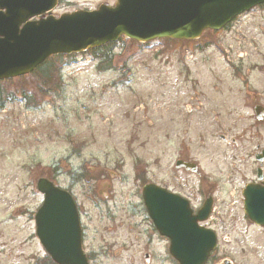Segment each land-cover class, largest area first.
Returning <instances> with one entry per match:
<instances>
[{"label": "rangeland", "instance_id": "obj_1", "mask_svg": "<svg viewBox=\"0 0 264 264\" xmlns=\"http://www.w3.org/2000/svg\"><path fill=\"white\" fill-rule=\"evenodd\" d=\"M113 2L60 0L54 14ZM110 57L111 63L88 53L62 59L56 91L41 90L32 77L0 84L5 92L0 109V221H8L4 240L9 249L0 264H33L34 257L46 254L37 239L31 240L33 222L20 213L41 206L36 184L42 177L75 196L83 211V245L90 264H177L168 240L148 217L141 195L144 183L176 191L180 179L197 192V176L175 167L181 147L201 174L223 181L229 149L219 134L228 135L233 124V135L247 129L244 145L250 153L257 141L264 147V118L257 131L250 129L256 123L253 101L244 91L235 94L241 88L236 79L243 75L264 107V10L245 14L197 41L138 44L123 39ZM221 185L217 198L226 199L224 207L231 209L227 221L234 223L214 227L219 246L209 264L224 259L264 264L262 229L246 219L240 195L232 196L233 190Z\"/></svg>", "mask_w": 264, "mask_h": 264}, {"label": "water", "instance_id": "obj_2", "mask_svg": "<svg viewBox=\"0 0 264 264\" xmlns=\"http://www.w3.org/2000/svg\"><path fill=\"white\" fill-rule=\"evenodd\" d=\"M58 0H0V80L32 72L54 55L79 53L119 39L194 40L207 29L219 30L236 15L264 0H116L93 11L43 17ZM42 16L39 20H30ZM178 162V166H180ZM188 169L195 170L194 165ZM44 202L36 214L37 235L56 264H89L82 249L81 226L70 193L41 178ZM148 214L178 264H205L215 249V233L198 225L210 206L192 214L187 200L154 184L142 191ZM244 211L264 228V187L244 191ZM149 262V255L144 256Z\"/></svg>", "mask_w": 264, "mask_h": 264}, {"label": "flooded vegetation", "instance_id": "obj_3", "mask_svg": "<svg viewBox=\"0 0 264 264\" xmlns=\"http://www.w3.org/2000/svg\"><path fill=\"white\" fill-rule=\"evenodd\" d=\"M263 5L258 6L263 7ZM243 76V75H242ZM240 76V78L236 79L237 82H240L241 88H237L235 91V94H242V91L245 92L244 96L245 98H250L252 102L251 110L254 113V120H256V123L250 128L254 129L255 131L260 122H262L264 118V107L261 106L259 103L258 96L260 94L257 93L255 89L251 87V83L245 79L244 77ZM232 91V90H231ZM198 96V95H197ZM196 100L199 99V97L195 98ZM193 104V103H192ZM200 105H204L203 103H200ZM200 112L202 109L201 107H195ZM205 110V109H204ZM187 112L191 114L192 107L187 109ZM211 114L215 116V113L211 111ZM257 114H263L261 118L257 117ZM261 116V115H260ZM214 126V125H213ZM208 127H212V123L208 125ZM236 124L230 125L227 129L228 135L225 134H219V138L228 146L229 152L227 153L226 160V167H227V176L223 179V181L219 178H214L213 176H210L209 174H201L199 171L196 173H193L197 176L198 181V188L197 192L190 186V184L187 181L178 179V190L172 191L175 192L184 198H186L194 211V213H197L207 201H210V214L206 221H204L202 224L205 227L213 228L223 226L227 228L228 226H233L234 221H227L231 219L230 212L231 209H228L224 207V204L226 203V199L224 202H220V200L217 198L218 194L222 193V185L221 182H223L225 186V191L228 188H231L233 192H231L232 196H235L236 194H239L242 202H243V192L247 188L248 185L254 184L257 186H264V147L261 146V144L257 141L255 146L253 147V151L250 153L246 146L244 145V142L246 141V133L247 129H243L242 132L238 135H233V132L236 130ZM250 138H254L253 135L250 136ZM257 140H261L259 138V135L257 133L256 136ZM183 146V145H182ZM180 152L176 162L182 161V165L184 166V163H195L193 160H189L184 151V147L180 148ZM252 158V163L248 160ZM186 166L183 167L184 170ZM188 172V171H187ZM26 192V191H25ZM25 196L28 197L29 194L25 193ZM79 206V205H78ZM40 206L36 207V210L29 211L27 208H23L20 213H23L24 215H27L31 222H33L34 225V232L31 234V240L34 238L38 240L36 235V225H35V214L39 210ZM229 208V207H228ZM227 212L229 215H227ZM83 211L79 207V216L80 219L82 218ZM8 224L7 220L0 221V241H3L0 243V256H4L6 252H8L7 248V242L4 240L7 236L6 231V225ZM83 238H84V227H83ZM5 241V242H4ZM13 250H10L12 252ZM86 251V250H85ZM88 257H90L89 253H87ZM38 257H34V263L37 264ZM217 256H213V260H215ZM230 264H233V262L230 260Z\"/></svg>", "mask_w": 264, "mask_h": 264}, {"label": "trees", "instance_id": "obj_4", "mask_svg": "<svg viewBox=\"0 0 264 264\" xmlns=\"http://www.w3.org/2000/svg\"><path fill=\"white\" fill-rule=\"evenodd\" d=\"M168 41V40H167ZM112 45H106L101 48H97L92 50L90 53L94 58H100L104 62L111 63V57H110V51L112 49ZM63 56H56L49 60H47L43 65H41L37 71H35L33 74L29 75L28 77L37 78V81H39V88L42 90L48 89L49 91H53L57 89L60 83L61 77L58 75L59 67H60V61L63 59ZM22 79V78H21ZM19 79V80H21ZM7 84H11L8 82H5ZM1 84V83H0ZM48 88H46V87ZM43 87V88H42ZM4 87H0V103L3 104L4 101ZM10 95H14L13 93ZM29 95H26L28 97ZM0 104V108H1ZM49 259V257H48ZM52 264H54L51 261Z\"/></svg>", "mask_w": 264, "mask_h": 264}]
</instances>
